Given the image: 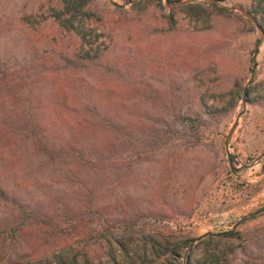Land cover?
<instances>
[{
  "label": "rangeland",
  "instance_id": "obj_1",
  "mask_svg": "<svg viewBox=\"0 0 264 264\" xmlns=\"http://www.w3.org/2000/svg\"><path fill=\"white\" fill-rule=\"evenodd\" d=\"M165 1L92 0L90 41L109 48L108 60L74 72L66 58L79 49L80 41L62 31L53 18L62 0H0V69L30 70L27 82L37 94L45 76L56 80V92L62 90L64 80L85 77L122 104L123 115L134 125L151 127L155 119L165 118L170 126L159 125L163 132L177 128L181 132L169 133L163 143H149V129L134 130L129 142L119 140L115 158L119 167L133 161L131 169L99 177L96 171L74 169L70 178L67 170H58L32 156L26 147L16 146L0 153L1 183L15 185L26 201L50 213H61L65 205L77 206L82 195L90 192L88 187H95L103 203L125 206L129 213L163 217L144 225L147 232L171 243L192 241L207 232H229L243 217L264 207V102L242 106L245 88L253 99L264 96V37L260 40L255 25L232 9L251 13L264 29V3L216 0L217 7L231 13L200 11L196 17L183 6L169 8ZM172 12L175 28L168 20ZM59 96L63 103L64 95ZM233 101L237 102L233 112H216ZM179 113L202 118L201 143L192 145L182 135V128L173 122ZM17 215L0 200L1 256L11 251L3 246L5 225ZM237 231L241 239L219 236L220 252L227 253L231 264H264V214ZM71 244L81 264L84 255L94 264H113L112 253L121 264L128 263L105 239L81 244L59 241L55 250ZM207 246L205 239L195 244L194 257H202ZM31 247H37L35 238ZM47 253L48 246L41 247L31 264H50ZM221 263L226 264L224 259Z\"/></svg>",
  "mask_w": 264,
  "mask_h": 264
},
{
  "label": "trees",
  "instance_id": "obj_2",
  "mask_svg": "<svg viewBox=\"0 0 264 264\" xmlns=\"http://www.w3.org/2000/svg\"><path fill=\"white\" fill-rule=\"evenodd\" d=\"M90 2L92 0H62L61 7L53 10V18L62 31L76 36L80 41L79 49L66 58L67 65L74 72L87 71L108 60L109 48L101 49L90 41L89 23L93 16ZM259 2L264 3V0ZM183 8L192 11L196 17L200 11L231 13L225 7H217L204 0L183 5ZM262 12L264 15V9ZM168 20L175 28L173 12L168 15ZM103 66L107 68V65ZM29 72L25 69H0V153L21 145L32 156L59 167L58 170H67L70 178L74 169L96 171L99 177L115 170L131 169L133 161H125L119 167L115 158L119 140L129 142L134 130L147 132L145 129H149L150 137H146L149 143H163L168 140L169 133H181L178 128L163 132L159 125L170 126L165 118L155 119L151 127L146 123L134 125L123 115L122 104L118 105L111 96L98 89V85L90 84L82 76L64 80L62 90L58 92V85L54 83L56 80L50 77L46 79L45 76L41 79L42 90L37 94L32 84L27 82ZM35 83L38 84V81ZM59 93L64 95L63 103H60L62 99ZM250 93L248 91V103L264 102V96L253 99ZM32 95L37 98L33 100ZM236 107L237 102L233 101L223 108H216V112H233ZM173 122L182 128V135L192 140V145L202 142L204 121L200 116L179 113L174 116ZM101 132L105 136L98 138ZM88 188L90 192L82 195L77 206L65 205L61 213H50L26 201L15 185L0 182V200L18 212L17 217L5 225L2 233L3 246L6 244L11 251L0 255V264H31L40 248L45 246L49 248L47 255L51 257L50 264H81L79 257L72 254V244L57 251V242L70 240L81 244L101 239L114 244L127 264H222V259L226 264H231L227 253L220 252L219 237L212 236L205 238L208 246L202 257L195 258L191 251L188 259L184 260L183 254L190 239L171 243L158 235L164 240L162 242L154 232H147L145 228L144 224L151 219L161 221L163 217L138 211L129 213L125 206L103 203L99 195L97 197L95 187ZM225 236L241 239L239 231ZM33 237L36 248L31 247ZM66 249L68 251L64 253ZM229 252L232 253V249ZM111 262L121 264L116 253H112ZM82 264L94 263L84 255Z\"/></svg>",
  "mask_w": 264,
  "mask_h": 264
},
{
  "label": "water",
  "instance_id": "obj_3",
  "mask_svg": "<svg viewBox=\"0 0 264 264\" xmlns=\"http://www.w3.org/2000/svg\"><path fill=\"white\" fill-rule=\"evenodd\" d=\"M137 1V0H135ZM196 0H177L175 1L174 3H170V0H166L165 3L166 5L169 7V8H174V7H177V6H183V5H187L189 3H192ZM204 1H208L210 3H215L216 0H204ZM233 10H237L239 11L240 13H242L243 15H245L254 25L255 27L257 28L259 34H260V40L263 39L264 37V29L263 27L258 23L257 19L249 12L245 11L244 9L240 8V7H235V8H232ZM255 59V57H254ZM256 66V64H254V67ZM247 96H248V93H247V88L244 89V92H243V97H242V106H246L247 104ZM237 122L234 124V126L232 127L230 133L228 134L227 136V139H226V143H229L234 131H235V128L237 126ZM229 159H230V165H231V168L232 170H234V165H233V160L231 158V156L229 155ZM264 214V207L251 213L250 215H247L245 217H243L241 220H239L237 223L234 224V226L232 227L231 231L229 232H226V233H212V232H207V233H204V234H201L197 237H195L194 239H192L191 243L189 244V246L187 247V249L185 250L184 252V259L187 260L188 257H189V254L192 250V248L194 247L195 244H198L200 241H202L203 239L209 237V236H212V237H219V236H222V235H226L232 231H237L238 228L243 225L244 223L250 221V220H253L255 219L256 217L260 216Z\"/></svg>",
  "mask_w": 264,
  "mask_h": 264
}]
</instances>
